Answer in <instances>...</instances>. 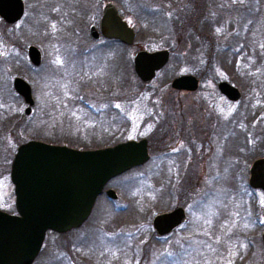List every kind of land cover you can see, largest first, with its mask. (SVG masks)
<instances>
[{"label": "rangeland", "instance_id": "1", "mask_svg": "<svg viewBox=\"0 0 264 264\" xmlns=\"http://www.w3.org/2000/svg\"><path fill=\"white\" fill-rule=\"evenodd\" d=\"M26 1V19L23 22L26 25L24 27L26 28V38L22 42L16 36L9 34H18L23 24L20 25L19 29L16 28L10 32L6 31L5 24L0 20V141H4L2 134L3 130L7 128L6 142L3 144L5 146L0 145V210H14L15 197L10 172L17 147L33 140L47 142V138L39 135L40 132L44 131L43 124H49L46 121L47 117H40V121H36L41 109L35 108L30 115H25V106L15 102L18 96L13 88V80L18 77L25 80L32 87L33 96L37 98V101L42 98L43 102H45V99L48 103L56 94L64 98L63 104L59 106L62 108L56 110V115L49 119V122L56 121L58 126V131L55 132V134L58 132V136L55 138L57 142L52 144L71 145L74 140L79 142L77 135L92 142L102 137L101 129L110 130L107 137L103 136L104 142L102 144L84 147L78 145L79 148L87 150L103 149L105 146L140 139L152 142H149V146L152 147L153 152L150 153V159L146 164L131 169L110 182V187L118 195L113 210L123 211L127 209L128 212L119 214V217H106L108 213L104 203L108 200L106 201V198L102 197L98 202L101 205L100 209L97 207L94 216L86 224L88 228L83 230L86 231L85 235L83 232L82 235L71 236L70 239L58 238L56 241L58 258L54 263L71 264L69 241L76 240L79 242L83 239L84 242H82L79 251L85 254L86 258L83 259V256L74 264H158L162 257L164 259H175L177 260L175 264H179L182 263L181 252L183 253L185 250L188 252L193 247L188 238L189 232L192 233L195 241L198 238L200 246L201 238L204 235L213 234L211 228L215 224L214 221L220 218L224 211V218L226 217L229 220V226L225 228H232L234 232L231 233L230 238H223L220 242V246L224 247L225 251L223 250V256L218 264H264L263 249L259 243L258 231L255 233L250 232L248 230L249 226H244L246 220L241 222L239 228L236 224V206H241V208L244 206V203L242 205L240 201L243 200L245 187L239 184L236 179L233 188L234 197L232 200L230 197L228 198L227 193L230 192V189L226 181L222 180L226 177V175H223L222 167L227 159L224 160L219 151L216 154V159L211 164L208 162L210 159H203L205 161L202 160L200 164L196 165L195 162V167L193 162H191L190 168L186 167L187 165L182 159V151L185 149L182 140L186 132L184 118L188 119L187 123H194L196 119V95L178 92L171 88L172 80L183 74L179 70L180 58L190 56L192 61V53L199 51L200 53L197 55L202 57L204 61L205 57L210 58L212 56V61L216 64L214 58L217 59V57L213 55V50L220 49L217 51L220 55L218 64L221 69L217 75L219 76L218 79L231 77L233 81L240 83L244 92V103L248 102L249 97L252 96L248 93L249 86L246 87L243 82L249 80L252 82V89L259 88L260 81H264V68H260L259 73L256 74H254L255 70L251 69V76L247 78L238 70L230 72L226 67H222L233 64V59L231 60L230 56L225 59L222 54L226 53L225 48H228L233 43V39H236L234 47L228 48V51L234 52L244 49V55H248L246 56L247 63H250L253 59L259 62L262 61L261 64L256 63L260 64L259 67L264 66V58L261 57V60L259 58L260 55H263V52L262 50H256L257 46L254 45V41L257 37L251 32L252 30L247 32V39H243L241 33L240 37L236 35L239 24H241L240 17H242L243 19L246 18L244 19L246 22L243 23L244 26L250 27L253 22V31L258 28L260 31L256 33L257 36L264 38V26L256 24L264 21V14H259V17H256L258 19L248 15L245 7L248 0H221L220 7L227 6V10H224L225 15L222 23L228 21L229 23H227L233 25V27L229 28L227 24L212 25L214 35L211 34V36L217 41L219 40L220 47H214L213 49L212 44L207 42L201 41L198 44L196 34L192 31L183 30L181 34V28L171 26L167 33H163V28L158 22L157 29L160 30V33L148 34L144 31L143 24L145 23H140V20L137 19L138 15L136 18L134 14L130 13V4L136 12L137 10L140 11V5H142L147 7L145 10L143 8L144 14L150 15L157 8L162 12L165 10L168 17L172 12H177V14L183 12L182 7H179L180 4L186 6L187 2L192 3L196 0H113L128 23L135 31H138L136 32V34L138 33V41L135 46L127 47L123 56L115 61L114 57L108 58L100 50L112 48L111 44L104 45L106 42L101 40L93 42L88 36V26L97 24L103 0ZM200 1L202 5L204 2L205 9L212 12L213 15L214 13L218 14L220 11L218 2L215 4L216 1L214 0H211L212 2L209 0ZM44 4L46 16L54 17L55 22L50 20L49 23L44 22V20L42 22ZM40 5L41 10L38 13ZM47 5L54 8L53 11L47 9ZM69 5L74 8L72 7L73 12H70V22L67 21L65 24L63 21L68 18L69 8L67 6ZM77 6L80 8L78 9ZM213 15L202 18V23L205 24L204 19ZM75 21L76 23H74ZM207 22L213 21L208 20ZM72 25H75L73 31L71 30L72 33L67 32L66 30ZM207 28L210 30V26H207ZM185 33L187 34L185 35ZM85 40H87V46L83 45ZM201 43H204L205 46H201ZM29 46H35L42 53L40 67L33 66L29 61L27 57ZM203 47L209 50L204 49L203 51L201 49ZM140 48L148 51L168 49L171 52L168 64L149 83L140 81L133 68V53ZM234 64L238 65V60ZM191 70H195V68ZM209 86L212 87V84ZM262 91H264V87ZM73 97H77L82 101L81 107H83L84 102H88L86 105L96 106V109L99 105L102 108L106 106L108 108L110 105L117 107L119 109L117 113L120 115L115 119L122 120L120 129L114 130V127L111 129L109 122L95 119L87 111L83 113L79 108H73L68 99ZM3 100L10 102V105L14 102L16 104H13V108L10 106L9 111V105L2 103ZM262 100L258 101L257 106L260 108H264L261 104ZM86 105H84L85 108ZM52 108L54 109L53 104H47L49 117ZM107 111L111 112V110ZM219 112L224 114L225 109L222 111L220 109ZM239 121H236V128L242 124V121ZM252 127H255V125ZM116 131L118 133H115ZM66 135H69V137L67 138ZM2 143L0 142V144ZM223 148L226 151L228 150V146ZM169 152L174 157L171 164L168 161ZM189 156L190 152H188L187 157L189 158ZM250 159L251 157L244 161L242 170L241 168L235 169L236 178L243 176V182H245L246 169L251 161ZM195 171L197 174L194 175ZM132 205H134L133 209ZM179 205L186 210L188 222L183 228L175 231L169 237L170 239L168 237L167 239H158L154 235V228L152 229L151 226L153 216L163 211L172 210ZM200 209L203 210V218L201 219L202 223L199 222L198 224L194 220L197 219H195L196 214H200ZM226 212L230 216L233 215V227L232 220ZM134 216H137V242L133 248V256L128 245L123 243H121L122 246L120 244L116 245L114 241L111 242V238L121 235L120 229H129L131 218ZM224 218L221 217L220 219L225 221ZM192 223L195 225L193 230ZM117 230L118 233H116ZM241 230L242 232L246 231L244 234L248 235L245 239L242 237L244 234L241 233ZM123 233L126 237H129L131 230ZM125 239L127 241V238ZM250 239H256L257 242L254 244L252 241L250 246ZM232 240L236 241L238 245L234 247L233 251H229L227 246L230 243L228 241ZM183 244H186L184 249L181 248ZM169 252L175 253L176 258L170 255ZM118 256H121L124 260H116ZM40 260L41 258H39V262ZM190 263L191 259L188 264Z\"/></svg>", "mask_w": 264, "mask_h": 264}, {"label": "flooded vegetation", "instance_id": "2", "mask_svg": "<svg viewBox=\"0 0 264 264\" xmlns=\"http://www.w3.org/2000/svg\"><path fill=\"white\" fill-rule=\"evenodd\" d=\"M23 3V14L22 16L17 19L16 21L12 22V23H8L5 20H3L0 17V20L5 24V28L6 31H14L16 28L19 29L20 25L23 24L24 20L26 19V11H27V1L26 0H21ZM107 4H112L114 6V8L116 9V12L118 14L119 17H121L123 20H125L127 22V24L134 30L135 32V39L132 45L127 46L126 47H133L135 46L136 43V31L135 29L130 25V23H128V21L126 20V18H124L123 14L120 11V8H118V6L116 5V3L113 2V0H103V5H102V9H101V14L99 16V18L97 19V24H90L88 26V36L91 39V41L93 42H98V41H104L106 43H104V45L106 44H111L113 47L112 48H105V49H100L106 56H108V58H113L115 59V61H117V59H119L120 57V53L122 52V46L124 45L122 42H120L119 40L116 39H107L104 38L100 33H99V27H100V20L103 14V10L104 7ZM194 5L196 6L197 3H194ZM72 6V5H71ZM77 8L79 9L80 7L77 6ZM130 13L134 14L135 17L137 18L138 15V10L137 12L135 10L132 9L131 4H130ZM41 10V5L38 7V13ZM183 12H181L180 14L183 15V18H188V16H190L191 14L195 15V18L199 17V19L202 18L203 15L205 16H210L212 14V12H209L208 10L201 12L197 9V7H194L192 10L187 9L186 7L183 8L182 10ZM37 14V13H36ZM35 14V16H37ZM213 15V14H212ZM40 16V15H39ZM38 17V16H37ZM209 18V17H207ZM26 25L23 24V27L21 28L20 32L18 34H9L11 36H16L18 40H20L21 42L26 38V28H24ZM90 26H94L96 28V30L99 33V36L97 39H93L90 35L89 32V28ZM184 30V29H183ZM185 31V30H184ZM187 33H185L186 35ZM8 35V34H7ZM245 37V35H243ZM87 40H85V43L83 44L84 46L86 45ZM30 47V46H29ZM139 48V47H138ZM27 50V49H26ZM148 51L146 49H137L134 51L133 55L138 52V51ZM162 50V49H161ZM163 50H168V49H163ZM28 51V50H27ZM89 51V50H87ZM155 51H159V50H155ZM170 52V50H168ZM219 50L214 51L213 50V55H216L214 58L215 59V63H213L212 61V56L210 58H206L205 61L202 59V57H199L197 54L198 53H192L193 55V60L191 61L190 56L188 57H182L180 58V65H179V70L181 72H183V74H180L179 76H193L194 78H196L197 80V88L193 91L190 90H176L178 92H183V93H189V94H194L196 95L195 97V116L196 119L194 120V123H187L188 119H185V134L182 140L183 144L185 145V149L182 151V159L184 160V162L186 163V167L190 168L191 162H193L194 167H195V162L196 165L200 164L202 162L203 159H210L208 162L211 164L215 159H216V154L220 151V154H222V157H224L227 159L224 163H223V175L225 177V179L222 178V180L226 181V184L229 186L230 192L227 193L228 198L230 197V199L232 200L234 197V193H233V188L234 185L236 184V179L238 180L239 184L243 185L245 187V192L243 194V200H244V212H245V216H246V223L244 226H249L248 230L250 232H257L258 231V236H259V243L261 248L263 249V253H264V244H263V240H262V234L264 232V108H260L257 105L259 104V100L263 99V92L262 88L264 87V81H260L259 88H255L252 89L251 88V83L249 80L243 82V85H245L246 87H248L249 91L248 93L252 96L251 98L249 97L248 102L244 103V92L242 89V86L240 85V83L235 82L232 80L231 77H225L222 78L221 80L218 79L219 76L218 72L221 70L220 69V65L218 64V57L220 56L218 54ZM148 52H154V51H148ZM199 52V51H198ZM214 52H216L217 54H215ZM171 54V52H170ZM169 54V56H170ZM191 54V53H190ZM223 57L225 59H227L228 56L231 57V60L233 59V64L232 65H226V66H222V67H226L228 69V71L230 72H234L235 70H238V72H242L244 77L250 78V71L251 69L257 70L260 68H264V66L261 67H255V66H251L250 63H247V54L244 55V49L243 50H239V51H234V52H230L228 50H226V53L222 54ZM26 57V56H25ZM27 57H28V52H27ZM40 57H41V61L40 64L42 63V53L40 52ZM241 57V58H240ZM170 58V57H169ZM29 59V57H28ZM238 60V65L234 64V62H237ZM30 61V60H29ZM196 64H195V62ZM204 61V63H203ZM169 62V60H168ZM209 62H212L211 64ZM40 64L38 65L40 67ZM168 64V63H167ZM166 64V65H167ZM165 65V66H166ZM195 70H191V69ZM225 82L228 83L229 85H231L232 87L236 88L240 94L238 100H232L229 99L225 94L222 93V91L219 88V84ZM212 84V87H210L209 85ZM8 90L10 91V88L8 86ZM31 92H32V87H31ZM33 92H32V99H33V105L30 107V111L29 113H26V110L28 109L29 105L25 103L24 99L17 94L18 97H16L15 102L17 104H23L25 106L24 109V113L25 115H30L32 113V111L35 108H39L41 109V115L40 112L37 115V119L36 121H40L39 118L40 117H47L46 121L49 124H43V132H40V136L43 138H47V142L43 141V140H36L38 142H42L45 143L47 145H52V146H62V147H67L70 149H74V150H78V151H93V150H87V149H80L78 145L84 147V146H98L100 144H102L104 141V137H107V135L109 134L110 130H102L101 136L99 139H95L92 142H89L88 139L82 137V136H78V141H73V144L71 145H67V144H52L53 142H57L55 140V138H57L58 136V132L55 134L56 131H58V126H57V122L56 121H50L49 119L53 116L56 115L55 111L59 110V108L61 109L62 107H59L60 104H63V97H59V95L53 98H51L49 100V102L47 103L46 100L44 99L45 102H43L42 98L38 99L35 98V96H33ZM260 98V99H259ZM73 106V108H79L80 110L83 111V113L85 111L88 112V114H91L92 116H94L95 119H102L103 121H107L111 124V129L114 127V130H119L120 129V125L122 124V120H117L115 119L118 115H120L119 113H117V111L119 110L117 107H112L111 105L107 108L106 107H101L100 105L93 107L91 105H86V103L88 102H84L83 107H81L82 101L77 98V97H73V98H68ZM259 99V100H257ZM85 100V99H84ZM12 103V105H10V102H6V100H3L2 103H5L9 108L10 111V106L11 108H13V104L15 105L16 103ZM38 104V107H37ZM47 104H53L54 105V109L52 108L50 111V117L48 116V110H47ZM255 104V105H254ZM262 106H264V99L261 102ZM221 109V111L223 109H225V113H220L219 110ZM107 110H111V112L107 111ZM61 111V110H60ZM220 117V118H219ZM120 118V117H119ZM121 119V118H120ZM241 119V120H240ZM9 120V119H8ZM240 120V121H239ZM236 121L241 122L242 124L239 125L238 128L235 127L236 125ZM257 122H259L257 124ZM253 125H255V127H252ZM7 128H5L3 130V134H2V139L4 141H0L3 142L0 145H3L4 142H6V134H7ZM241 130H243V132H241ZM115 133H118V131H116ZM67 138L69 137V135H66ZM104 136V137H103ZM63 137V136H62ZM65 137V136H64ZM236 139H237V143H236ZM141 140V139H140ZM34 141V140H33ZM134 141H139V140H134ZM51 142V143H49ZM151 142V141H149ZM149 142L147 140V149H148V154H149V159H150V146H149ZM152 143V142H151ZM5 145H3L4 147ZM114 146V145H113ZM224 146H228V150L226 151L225 148H223ZM107 147H111V146H105L104 148ZM103 148V149H104ZM102 149V148H101ZM189 149V150H186ZM94 150H99L94 149ZM190 152V156L189 158L188 156V152ZM171 152H169V158L168 161L170 162V164L172 163L174 157L172 154H170ZM180 153V152H179ZM209 157V158H208ZM249 157H251V161L248 163V167L246 169V174H245V182H243L244 177L240 176L239 178L235 176V169L237 168H241L242 170V164L244 165V161H246V159H248ZM203 160V161H205ZM176 162V160H175ZM169 164V165H170ZM168 165V166H169ZM143 166V165H142ZM141 167V166H140ZM137 168V167H136ZM192 168V167H191ZM197 169V168H196ZM196 172V171H195ZM197 174L194 173V175ZM117 177H114L112 179H110L105 186L102 189V192L100 193V195L97 196V198L94 201L92 210L90 212V215L88 216V218L77 228H72L64 233H59V232H53V231H47L45 236H44V240L42 242V246L41 249L38 253V255L36 256V258L34 259V261L31 264H57L54 263V261H56V259L58 258V252H57V240L58 238H66V239H70L71 236H80L83 234L85 235L86 231H83L85 228H88L86 226V224L88 223V221L91 219L92 216H94L97 207H99L100 209V204H98L99 200L102 197L106 198V203H104V206L106 207V211H107V215L106 217H110V216H116L119 217V214H124L127 213V209L123 210V211H119V210H113V207H115V203L116 199L118 197V195L115 193V191L113 190V188L110 187V182L115 180ZM198 177V176H197ZM195 177V178H197ZM216 178V177H215ZM242 179V180H241ZM164 180V179H163ZM214 180V179H213ZM240 180V181H239ZM254 181V183H256L257 185L253 186L252 182ZM14 188V186H13ZM35 188L38 190V188L36 186H30L29 188H26V192L28 194V196L30 195H35L36 193L32 191V189ZM44 187L40 188V191L43 190ZM49 189L48 186H46V190ZM67 191L63 192L62 190L59 189H53V194L54 195H64V194H72L71 191L68 190V188H66ZM227 189V187H226ZM224 189V190H226ZM112 190L114 191V196H109L107 195V191ZM14 197L15 193H14ZM129 198V197H128ZM228 200V199H227ZM15 201V200H14ZM98 204V205H97ZM103 206V207H104ZM176 207H181L184 210L185 213V221L180 224L179 226L175 227L172 231H170L169 233L159 236L156 234V232L153 229V219L159 215V214H163V213H167L172 211L174 208ZM134 208V205H132V209ZM172 210H168V211H163L160 213H157L153 216L152 221H151V226L154 232V235L156 237H158V239H170L169 237L172 236L173 233H175V231H177L178 229L180 230L181 228H183L185 226V224L188 222V216H187V212L184 209L183 206H175ZM2 212H5L9 215H18L17 210L15 209V203H14V210L10 211H4V210H0ZM116 213H114V212ZM127 211V212H126ZM202 209H200V214H196V217L194 220V222L198 223L201 222L202 223ZM120 212V213H117ZM224 213V211H223ZM222 213V216L224 218V215ZM137 214V213H135ZM226 214H228V212H226ZM229 218L232 220V227H233V215H229ZM220 217V218H221ZM216 219V221H214L215 224H213V228L219 229L216 230L221 232V236H217L220 238H230L231 233L233 234L234 229L232 228H225L228 227L229 224V220L225 217V221L223 219ZM132 225V226H131ZM129 227V226H128ZM195 227L194 223H192V230ZM127 228V227H125ZM116 229V228H115ZM113 229V230H115ZM123 229V230H122ZM120 229V231L122 232V234L120 235H116L114 238H111V242L114 241L116 245L120 244L122 246L121 243H123L124 245H128V248L130 249V252H132L133 256H134V247L135 244L137 242L136 240V234H137V216H134L131 218V224L129 229H124L122 228ZM112 230V231H113ZM130 231L131 230V235L129 237H126V235L123 233L124 231ZM197 230V228H196ZM215 231V230H212ZM246 232V231H244ZM116 233H118V230L116 231ZM206 236V235H205ZM85 237V236H84ZM86 238V237H85ZM127 238V241L126 239ZM188 238L191 241V244L193 245V247H191V249H189V251L187 252L186 250L182 253V263L179 264H188L190 262L191 259V263L190 264H201V255H202V246H203V237L201 238V244L199 246L198 243V238L196 239V241L194 240L192 233L189 232L188 234ZM233 239V238H232ZM85 241H87V239H85ZM122 241V242H119ZM250 246L252 245V241L255 244L257 241L256 239H250ZM82 242H84V240L82 239L81 241H74V240H70L69 241V251H70V263L74 264L75 262H77L78 259L82 258L85 259V254H82L81 251H79V248L81 247ZM56 243V244H55ZM185 243V240H184ZM258 244V243H257ZM186 246V244H183L181 246L182 249H184ZM127 247V246H125ZM68 251V252H69ZM74 251V252H72ZM125 252V250H124ZM129 253V252H128ZM170 255H172L174 258H176V254L175 253H171L169 252ZM39 258H41L40 262H39ZM110 258V256H109ZM119 259L121 260V256H118V258L116 257V260ZM133 259V257H132ZM124 260V259H122ZM167 264H175L177 262V260L175 259H166ZM69 262V261H68ZM73 262V263H72Z\"/></svg>", "mask_w": 264, "mask_h": 264}, {"label": "water", "instance_id": "3", "mask_svg": "<svg viewBox=\"0 0 264 264\" xmlns=\"http://www.w3.org/2000/svg\"><path fill=\"white\" fill-rule=\"evenodd\" d=\"M23 14L21 0H0V17L8 23ZM90 35L97 39L99 33L107 39H116L130 46L135 39L134 30L118 16L112 4L104 7L99 33L94 26ZM28 57L34 66L41 61L35 46L28 48ZM168 50L138 51L133 55V68L143 83L151 82L169 60ZM13 88L26 104L29 113L33 105L30 85L21 78L13 80ZM175 90L197 88L193 76H178L171 82ZM219 88L229 99L238 100V90L222 82ZM149 160L147 140L126 141L104 149L78 151L62 146L29 141L17 148L10 179L14 185L15 208L13 216L0 211V264H31L38 255L48 230L64 233L79 227L90 215L95 199L105 184L122 173L143 165ZM253 186L257 185L252 182ZM36 186L35 195L28 196L26 188ZM46 186L49 189L46 190ZM44 187L42 191L40 188ZM72 194L54 195L53 189ZM107 195L114 196L112 190ZM185 221L181 207L159 214L153 219V228L162 236ZM264 244V232L262 234Z\"/></svg>", "mask_w": 264, "mask_h": 264}, {"label": "trees", "instance_id": "4", "mask_svg": "<svg viewBox=\"0 0 264 264\" xmlns=\"http://www.w3.org/2000/svg\"><path fill=\"white\" fill-rule=\"evenodd\" d=\"M199 1L200 0H196L195 2L192 1V3L187 2L186 6L183 4H180L179 7H182V10L184 7H186L189 10L190 9L192 10L194 7H197V9L201 12L206 11V9H205L206 5L204 4V2L202 5L201 1L200 2ZM209 1L212 2L213 0L212 1L209 0ZM214 1H216L215 4L218 2L220 11L218 12V14L214 13V15L212 17L205 18L204 19L205 24H203L201 21L202 18L205 17V15H203L202 18L199 19V17L195 18V15L191 14L190 16H188V18L184 19L183 15H181L180 13L177 14V12H172L167 17L166 16L167 13L165 12V10L162 12V10H158L157 8L156 9L154 8L155 12H152L150 15H147V14H144V11H143V8L145 10V8H147V7L142 6V5H140L141 8H140V11L138 12V18L137 19L140 20V23H142V22L145 23V24H143L145 27L144 31L148 34L150 33V34L154 35L155 33L160 31L157 29V22H158L161 25V27L163 28V31H162L163 33H167L171 26H173V28L179 27V28H181V34L183 33V29L185 31L194 32L196 34V41H198V44H199V42L203 41V42H207L209 44H212L211 47H213V49H214V47L220 48L219 42H218L219 40L217 41L215 38H213L211 36V34L214 35L213 34L214 29H212V25L216 24V26H221V24H224V25L227 24V26L229 28H232L233 25L228 24L229 23L228 21L222 23L224 15H225V11L227 10V8H226L227 6H224L221 8L220 7L221 0H214ZM194 3H197V5L195 6ZM72 7L73 6H70V5L67 6V8H69V10H68L69 15H68V18L65 17L66 19H64V21H63V23H65V24L67 21L70 22V20H69L70 12H73V8H74V7L73 8ZM245 7L247 10V14L250 15L252 18L259 17V14H264V1L263 0H248ZM47 9H52V11H53L54 8L47 5ZM141 9H142V11H141ZM53 19H54V17L46 16L45 4H44L42 22H43V20L46 23H49L50 21L53 22L55 20V19L54 20ZM244 19H246V18H244ZM244 19L242 17H240L241 24H239V28L237 30L236 35H239V37H240V33H241L242 34L241 36L243 37V39H247V37H246L247 32L248 31L250 32L252 30L251 32H253V34L256 35V37H257L256 40L254 41V45L257 46L256 50H258V51L262 50V52H263V55L259 56V58L261 60V57L264 58V38L257 36L256 33H258L260 31V30H258V28L253 31V22L252 21H251L252 23H251L250 27L247 25L244 26L243 23L246 22V20H244ZM256 19H258V18H256ZM208 20H212L213 22H207ZM74 23H76V21ZM256 24H259L263 27L264 21L256 23ZM43 25H45V24H43ZM74 26L75 25H72V27H69L66 31L69 33H72ZM207 26H210V30H208ZM244 27H245V29H243ZM46 31H48V30H46ZM66 31H65V33H67ZM136 32H138V31L136 30ZM243 35H245V37ZM198 38L200 39V41ZM137 41H138V33L136 34V42ZM236 41H237L236 39H233V43H231L230 46H228V48L231 49L232 47H234V43ZM180 43H181V41H180ZM201 46H205V44L201 43ZM228 48H225V50H229ZM126 49H127V47L125 45H123L122 46V52L120 53L119 59L123 56ZM201 49L204 51V49L206 50L207 48L203 47ZM207 50H209V49H207ZM217 50H220V49H217ZM196 53H200V52H196ZM91 55H92V53L90 54V56ZM205 59H206V57H205ZM257 62L260 64L262 63V61L259 62V61H255V60L251 59L250 65L255 66V67H259L260 64H256ZM256 73H259V69L254 71V74H256ZM150 150H151V152H153L151 146H150ZM240 202L243 205L244 200H241ZM142 216H144V215H142ZM245 218H246V216H245V212H244V206H243V208H241V206H236V221H237L236 224H238V228L241 226V222L245 221ZM211 229L214 230L216 228H211ZM212 233H213L212 235H209V236L204 235V237H203L202 255H201V261H200L201 264H218L220 262L221 257L223 256V250L225 251L224 247L220 246V242L222 241L223 238H221V237L219 238L216 235V230L213 231ZM241 233L244 234V232H242V230H241ZM217 234H218V231H217ZM221 235L222 234L219 231V236H221ZM247 236L248 235L244 234L242 237L245 239V237H247ZM228 242L230 243V245L227 246L229 251H233L235 249L234 247H236V245H238V243L234 240L228 241ZM230 253H232V252H230ZM263 255H264V253H263ZM158 264H167V261H166V259H164L162 257L160 259V261H158Z\"/></svg>", "mask_w": 264, "mask_h": 264}]
</instances>
